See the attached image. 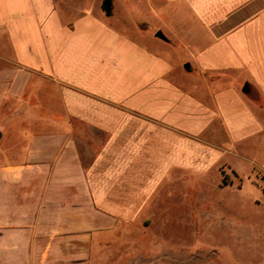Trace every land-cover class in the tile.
<instances>
[{"label": "crops", "instance_id": "obj_1", "mask_svg": "<svg viewBox=\"0 0 264 264\" xmlns=\"http://www.w3.org/2000/svg\"><path fill=\"white\" fill-rule=\"evenodd\" d=\"M111 1L0 0V264H150L168 189L197 233L264 139V0Z\"/></svg>", "mask_w": 264, "mask_h": 264}, {"label": "rangeland", "instance_id": "obj_2", "mask_svg": "<svg viewBox=\"0 0 264 264\" xmlns=\"http://www.w3.org/2000/svg\"><path fill=\"white\" fill-rule=\"evenodd\" d=\"M141 1L128 0L126 14L145 24L150 22L148 18L138 16ZM221 152L231 168L225 167L221 184L211 175L213 180L204 181L196 195V200L211 204L210 216L194 233L188 206L172 205L178 197L180 201L182 196L187 199L186 190L169 188V213L159 221L162 224L156 232L160 235L154 238L157 243L152 241L150 253L144 252L145 263L149 258L150 264H264V139L254 138L236 146L234 152ZM136 238L139 242L143 237ZM114 244L111 252H105L106 259L93 264H109Z\"/></svg>", "mask_w": 264, "mask_h": 264}, {"label": "trees", "instance_id": "obj_3", "mask_svg": "<svg viewBox=\"0 0 264 264\" xmlns=\"http://www.w3.org/2000/svg\"><path fill=\"white\" fill-rule=\"evenodd\" d=\"M102 9L107 15H110L112 10V1L102 0Z\"/></svg>", "mask_w": 264, "mask_h": 264}]
</instances>
